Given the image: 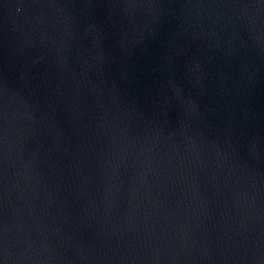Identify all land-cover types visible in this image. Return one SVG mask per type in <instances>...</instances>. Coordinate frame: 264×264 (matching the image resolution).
<instances>
[{"label":"water","instance_id":"1","mask_svg":"<svg viewBox=\"0 0 264 264\" xmlns=\"http://www.w3.org/2000/svg\"><path fill=\"white\" fill-rule=\"evenodd\" d=\"M0 264H264V0H0Z\"/></svg>","mask_w":264,"mask_h":264}]
</instances>
